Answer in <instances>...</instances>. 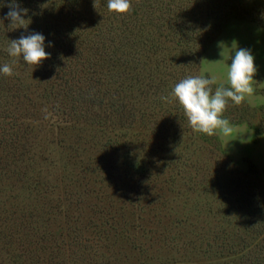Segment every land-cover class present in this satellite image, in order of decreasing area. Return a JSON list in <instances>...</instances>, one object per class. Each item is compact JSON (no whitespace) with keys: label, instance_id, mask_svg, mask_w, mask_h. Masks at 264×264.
<instances>
[{"label":"rangeland","instance_id":"374dc122","mask_svg":"<svg viewBox=\"0 0 264 264\" xmlns=\"http://www.w3.org/2000/svg\"><path fill=\"white\" fill-rule=\"evenodd\" d=\"M77 1L64 0L61 22L59 6L17 0L28 9L30 34L34 15L54 16L52 30L44 27L50 58L35 67L9 55L13 37L1 27L11 0H0V40L9 44L1 45L0 68L14 73L0 90L7 100L0 98V264H264V26L227 13L234 10L227 2L214 7L219 16L207 19L204 50L187 66L215 75L213 89L228 86L232 56L248 49L258 68L255 94L240 106L229 101L231 136L190 128L182 131L187 146L163 148L162 124L109 113L120 91L113 44L100 58H67L65 9L80 17L84 0ZM141 1L131 0L132 8ZM93 75L101 101L83 98ZM161 99L149 93L130 106L157 113ZM217 155L226 167L212 164ZM255 218L263 222L254 226Z\"/></svg>","mask_w":264,"mask_h":264},{"label":"trees","instance_id":"16d2710c","mask_svg":"<svg viewBox=\"0 0 264 264\" xmlns=\"http://www.w3.org/2000/svg\"><path fill=\"white\" fill-rule=\"evenodd\" d=\"M32 1L37 3L38 0ZM42 1L46 3L48 8L55 5L60 7L58 11L61 13L57 18L62 22V18L66 16V14L60 16L64 11V0ZM244 1L249 3L247 4ZM244 1L142 0L138 9L135 8L136 2H133L134 6L131 13L121 16L115 12L107 11V0H96V7H94V0H84V2H80V17L78 18L73 16L74 12L77 11L75 8L68 10V7H66L65 9L71 15L67 18L68 22L64 25L68 28V33L73 39L70 40L72 46L67 51L71 52V54L66 56L67 58H100L107 46L113 44V46L111 45L112 58H115L114 61L117 63L115 75L119 79L120 91L118 90L116 96L114 95L115 100L113 102L111 100L109 103V105L113 103L109 110L111 116L121 118L125 115V118L129 120L128 123H133L140 117V120L145 118L146 122L144 125L162 124L164 126L162 133L156 136L161 143L164 142L161 147L165 148L168 142H174L185 147L187 145L182 138V131L190 130L191 127L183 108L171 95L173 88L178 82L189 76L202 75L205 78H210L208 73L200 74L194 71L192 65L188 67L187 62L188 58H199L204 50L203 34L204 30L207 29L205 26L207 19L213 17L214 14L219 16V14L213 12L215 6L220 7L227 2L233 6L231 9H234H227V13L232 11L236 16H245L258 21L264 26V0ZM45 11L46 13L41 16L34 15L32 19L34 26L31 27V32L41 31L47 39L48 34H45L44 27L47 26L48 30H50L55 23H52L51 20L54 16L47 15L51 13V10L47 11L45 9ZM10 23V20L9 23L5 22L1 28L3 33L4 30H8L10 37H13L12 40L14 38L19 39L22 35L30 34L28 29L21 31L20 28L15 30L9 28ZM46 39L45 41H47ZM3 43L4 45H9L7 44L8 40H0V56H5L6 54L4 46H1ZM177 54L181 55V58L180 56L178 57L180 59H176ZM183 58H185V61ZM80 69L83 71L82 67ZM92 71L93 73L95 72L94 70ZM82 76L84 75L82 74ZM84 77L86 78V76ZM7 80V76H0V90L1 87L6 85ZM88 80L83 91V95H86H80L83 98H88L89 95L92 101H101L103 97H99L98 92L93 88V84H96L99 79L97 80L93 75L91 78L88 77ZM81 81L83 79L80 76V84ZM78 89L80 93V88ZM128 89H130L129 92ZM131 90H134V92ZM149 93L151 95L157 93L161 97H169V101L163 99L158 101L162 106V112H160L161 106H159L158 114L155 110L148 108V106L145 108L137 107V105L136 107L130 106L132 99L136 100L137 103L140 101L141 96L146 98ZM127 94L130 96L127 97ZM1 97L7 101L6 96H3L2 93H0ZM125 97L127 98L125 99ZM103 116L107 115L103 114ZM146 150L149 149L142 145L141 154H145ZM182 152L180 150V153ZM213 160L215 162L212 164L218 163L223 167L228 165V160L224 159L223 155L214 156ZM250 166L254 169L255 164L250 162ZM210 167L216 171L214 166L210 165ZM201 168L205 172V168ZM33 212L36 213L37 210ZM29 213L31 212L29 211ZM20 214L24 220L29 217L24 210L20 211ZM255 220L253 222L254 226L263 222V218H255Z\"/></svg>","mask_w":264,"mask_h":264},{"label":"clouds","instance_id":"9594fccd","mask_svg":"<svg viewBox=\"0 0 264 264\" xmlns=\"http://www.w3.org/2000/svg\"><path fill=\"white\" fill-rule=\"evenodd\" d=\"M9 11L7 19L11 21L9 28L28 29L29 23L24 17L28 9L22 8L17 0H11L7 5ZM96 7V0H94ZM107 8L111 12L125 16L131 13V0H107ZM45 36L33 32L22 35L19 39L11 40L7 48L9 55L13 58L22 57L28 66H40L44 60L50 58L45 51ZM223 56V52L221 53ZM6 76H12V67L5 64L0 68ZM258 72L255 64V57L250 50L237 48L231 58V63L226 69L228 86L217 85V77L189 76L178 82L172 91L175 98L183 108L184 114L192 130L208 136L220 135L229 137L233 134L234 128L230 121L224 118L229 101L240 106L246 101L250 102L255 94L254 77ZM169 101V97H162Z\"/></svg>","mask_w":264,"mask_h":264}]
</instances>
